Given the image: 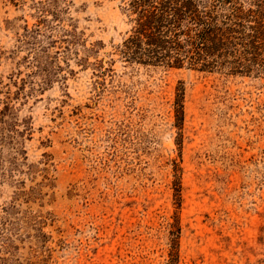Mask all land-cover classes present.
Instances as JSON below:
<instances>
[{
    "label": "rangeland",
    "instance_id": "rangeland-1",
    "mask_svg": "<svg viewBox=\"0 0 264 264\" xmlns=\"http://www.w3.org/2000/svg\"><path fill=\"white\" fill-rule=\"evenodd\" d=\"M126 1L0 0V264H264V75L127 61Z\"/></svg>",
    "mask_w": 264,
    "mask_h": 264
},
{
    "label": "trees",
    "instance_id": "trees-1",
    "mask_svg": "<svg viewBox=\"0 0 264 264\" xmlns=\"http://www.w3.org/2000/svg\"><path fill=\"white\" fill-rule=\"evenodd\" d=\"M131 62L264 75V0H127ZM183 113L182 93L175 101Z\"/></svg>",
    "mask_w": 264,
    "mask_h": 264
}]
</instances>
